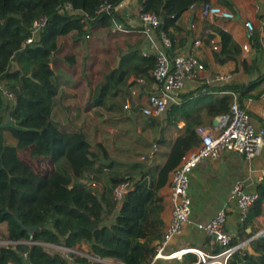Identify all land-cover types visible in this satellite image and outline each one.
Wrapping results in <instances>:
<instances>
[{"label":"trees","instance_id":"1","mask_svg":"<svg viewBox=\"0 0 264 264\" xmlns=\"http://www.w3.org/2000/svg\"><path fill=\"white\" fill-rule=\"evenodd\" d=\"M101 1L104 0H0V223L6 221L9 238L23 252V258L21 252L12 257L18 264H87L85 256L67 258L44 246L49 243L73 248L83 242L89 244V254L99 258L110 257L123 264H150L156 253L155 242L161 240L164 227L165 207L159 191L183 155L200 143L194 122L198 112L203 109L211 116L224 115L230 108L231 95L216 97L215 87L202 85L196 94L192 92L191 98L169 106L164 118L149 116L146 123L157 120L173 124L185 119L156 175L143 163L123 167L110 159L100 142L92 144L82 130H65L56 125L51 120V111L59 91L53 76L60 38L69 33L79 38L88 27L106 29L109 17L95 14ZM137 2L144 11L162 13V22L155 32L169 36L168 51L173 55L175 46L183 41V38L174 41L171 34L177 29V19L191 6L201 7L205 1ZM67 3L71 4L70 8L66 7ZM40 15L47 17L45 26L32 43L22 46L33 20ZM218 33L219 61L238 55L239 46L231 35L221 29ZM250 38L256 51H260L258 31L254 30ZM66 58L70 63L74 60L71 56ZM154 64L155 57L142 56L138 48L122 55L120 67L106 75L93 104H102L107 91L112 97L127 87L130 75L156 83L152 75ZM3 88H8L15 99L9 98ZM225 88L241 90L236 85ZM7 133L14 143L7 141ZM125 179L135 180L134 189L116 202L112 189ZM256 192L257 199L240 226V236L247 239L256 233L252 227L255 223H264V176ZM113 214V220L108 222L107 216ZM22 226L39 228L29 234ZM247 227H251L250 232L246 231ZM232 243H237L236 235ZM227 264H264V235L248 240Z\"/></svg>","mask_w":264,"mask_h":264},{"label":"crops","instance_id":"2","mask_svg":"<svg viewBox=\"0 0 264 264\" xmlns=\"http://www.w3.org/2000/svg\"><path fill=\"white\" fill-rule=\"evenodd\" d=\"M204 1L216 2L218 0ZM219 1L223 3L224 7L233 11L235 17L233 19H201L198 15L200 6L198 8L196 6L190 7L177 19V29L171 31L174 41L178 42L181 38H183L181 45H176L173 49V55L176 53L192 52L204 62L207 76L214 78L217 74H229L231 77L228 81L223 83L214 81L211 84H205L194 80L187 81L184 90L180 94V103L191 98L192 92L196 94L195 91H197L202 85H207L211 88L215 87L213 93L216 97L226 94L225 90L229 89L225 88V86L236 85L241 88L240 91L236 92L241 106L245 107L249 111L255 127L264 129V101H261L259 98L264 87V0ZM246 19H249L253 22L255 26L254 30L258 31L259 33L260 43L262 46L260 51H256L252 45L250 34L247 32L244 26ZM205 28H209L211 30L210 36L204 39L203 45L195 47L193 45V40L196 37L202 36V31ZM218 29L230 34L240 49V53L238 55L224 62L219 61V56L217 54L218 50L220 49L221 40ZM115 35H136L137 37L141 38L139 45L133 44L130 48L127 47L125 50H123L122 54L120 55L121 61L122 55H128L137 48L142 50L146 47L144 38L139 33ZM98 38L105 40V37L103 36ZM212 42H215L217 46L216 49L212 48ZM59 43L61 44V39ZM115 44L116 43H113V45ZM244 45L248 46L247 50L243 48ZM61 47L62 46H60V48ZM67 56L73 57L74 62L78 60L77 55H66V57ZM118 57L119 56H116L117 63L115 67L118 65ZM68 69L71 70V66H68ZM130 77L133 78V82H136V86H131L132 79H130ZM130 77L127 80L128 86H124L123 89L119 90L122 96L126 97L125 109H127V113L119 116L116 111H119L120 106H117V109L115 107L113 109L115 110L116 114L114 119H117L118 124H115L112 128H109L103 123L104 118L107 116L103 115L104 118H102L97 112H100V107H104L107 112H112L113 110H110L104 102L102 104H93V99L90 100L89 104H83V96H81L79 89L81 88L82 84L81 82L77 83V75H71L67 77L66 74V77L61 78L60 81L55 80L53 76V80L59 88L56 97L59 95V92L62 91L64 93V98H62L61 103H58L55 97L54 105L51 111V120L56 125L63 127L65 122L63 119H59V117H62V112L68 113L71 111L73 116H79L80 121L83 120L82 117L85 115V113L88 114L90 111H92V113H96L95 117L93 116L94 120L87 122L90 124L89 127L97 130V140L95 143L100 142L106 148L110 157L112 155L110 154L109 149L104 145L105 142L101 141V134H107L106 130L115 133L118 132L116 133V138H118L120 135L119 130L123 128V125L134 129L135 132L130 133L133 137H129V143L130 145L137 142L143 144L142 147L146 148L147 152L145 155L140 156V160L153 158L151 163L143 164L150 168L153 175H156L159 167L164 164L174 139L178 134H180L181 129L184 127L185 119L181 118V120H178L173 124L167 123L166 121H158V123L157 120L153 123L148 120L146 123L145 120L149 116H145L141 113V107L146 103L148 96L157 90V83H147L143 78H136L133 75H130ZM132 112H134V114L130 115ZM166 113L167 111L165 110L161 114V117L164 118ZM75 116L73 117V120ZM217 116L218 115L211 116L201 109L198 112L197 117L195 116L196 119L194 122L197 123L195 125L196 129L198 127H203L205 129L215 128L218 122L216 125H214L213 121ZM74 122L76 121L74 120ZM87 122L84 123L87 124ZM77 124L80 123L77 122ZM76 127L78 126L76 125ZM81 130L84 132L83 129ZM119 142L121 143V141ZM147 144L151 145L146 147ZM155 146L157 147V150L152 156H149V152ZM193 148L194 147L189 149L187 152L191 151ZM131 152L132 150L130 149H119L118 153L116 152L117 157L114 160L121 163L124 167V165L128 163L126 160L129 159ZM142 156H144V158H141ZM263 171L264 145L260 154L252 159L250 163L246 162L243 156L235 151H225L221 153V155L215 160H205L199 163V165L193 169L190 175L189 195L191 197L192 209L190 221L185 226L182 234L172 238L167 243L164 252L169 253L171 251L187 247H199L204 250H211L213 248L211 245V240L206 235L205 231L198 227V224H205L216 211L222 208L225 209L226 213V229L231 233L232 237L236 235L237 243L245 242L244 244L246 245L248 242L247 238H245L244 235L240 236L241 224L238 222L237 204L236 201L231 198V191L235 182L237 180H242L244 181V187L247 192H255L257 184L262 180L261 178ZM171 173L172 171L168 176L167 182L160 188L159 191L160 195L162 196V203L165 207L162 213V219L164 221L163 232L171 216V202L169 198ZM113 218L114 214L108 215L107 221L110 222L113 220ZM2 223H6V221L1 222L0 224ZM252 227L254 230H257L259 224L255 223ZM246 231L250 232L251 227H247ZM160 241L155 242L156 247ZM27 242L29 243V241ZM58 246L64 249V246ZM69 249L73 251L71 254L72 256L79 254L81 256L87 257L86 255H90L88 252L89 244L86 242L77 244L73 248ZM71 255H69V257L67 256V258H71ZM193 258L196 259V256L193 253L183 256L182 259H155L153 257L150 264H191L192 261L190 259ZM101 259L102 262L108 264H123L120 261L110 257H104Z\"/></svg>","mask_w":264,"mask_h":264},{"label":"built area","instance_id":"3","mask_svg":"<svg viewBox=\"0 0 264 264\" xmlns=\"http://www.w3.org/2000/svg\"><path fill=\"white\" fill-rule=\"evenodd\" d=\"M67 8L71 7L67 3ZM193 7V6H191ZM96 15H107L110 24L106 28L108 34H131L139 33L144 38L146 47L141 50L142 56L153 55L155 64L152 75L157 83V90L151 93L146 103L141 107V113L145 116H160L169 106L179 104L180 94L184 90L187 81L194 80L205 84H211L214 81L221 83L230 79L229 74H217L215 77L206 75L205 64L192 52L169 53L171 40L164 32L156 34L155 28L162 22V13L144 11L137 0H118L115 3L107 0L101 1L96 9ZM201 19L212 20L214 18L233 19L235 14L230 9L224 7L221 1H205L198 11ZM47 22L46 15H40L34 19L30 34L22 43V46L32 43L36 34L45 26ZM244 26L251 34L255 26L253 22L246 19ZM211 30L205 28L202 36L193 40L195 47L204 44V39L210 36ZM87 37L89 35L87 34ZM212 48L216 49L215 42H212ZM244 49H248L244 45ZM5 94L14 100L13 93L8 88H3ZM232 96L228 113L221 115V118L213 129L198 127L197 133L200 136V143L191 151L185 153L178 165L172 170L170 180V202L171 216L162 235V239L156 247L154 258H178L186 253H193L196 259L191 264H227L229 258L245 242L232 243V235L226 229L225 209L216 211L205 224H198L211 240L213 248L204 250L199 247L181 248L169 253H165L167 243L174 237L182 234L185 226L190 221L191 197L189 195L190 175L199 163L205 160H215L225 151H235L241 154L248 163L258 156L264 145V129L256 128L253 124L249 111L241 106L236 92L225 90ZM260 100L264 101V91L260 94ZM157 147L149 152L152 156ZM141 158H144L142 156ZM264 171L262 173V178ZM261 178V179H262ZM95 184L92 183V186ZM135 186V180H121L112 189V197L119 202L125 194L132 191ZM231 198L236 201L238 211V222L242 224L250 213V209L257 199V192H247L244 187V181L237 180L231 191ZM260 226V225H259ZM247 240L257 235L263 234L264 229H259ZM29 243H34L29 241ZM63 254L66 257L73 251L63 247ZM23 256L26 258L27 253ZM87 264H95L102 259L93 255H86ZM5 264H18L9 260Z\"/></svg>","mask_w":264,"mask_h":264},{"label":"rangeland","instance_id":"4","mask_svg":"<svg viewBox=\"0 0 264 264\" xmlns=\"http://www.w3.org/2000/svg\"><path fill=\"white\" fill-rule=\"evenodd\" d=\"M87 34L89 35V37H87ZM101 36L105 37V40H101L98 38ZM60 39V46L62 47L59 49L54 60V79L60 81L61 78L66 77V74L67 77L71 75H77V83L81 82L82 84L81 88L79 89L81 92V96H83V104L85 105L89 104L91 99L94 100L95 94L102 90V82L105 80L106 75L111 70H117L120 67V55L122 54L123 50H125V48L127 47L130 48L133 44L139 45V43L141 42V38L137 37L136 35H107V29L93 27H88L86 33L79 38L74 37L73 33H69L65 36H62ZM113 43L116 44L113 45ZM66 55H77L78 60L70 63L67 60ZM116 56H119L117 67H115L117 63ZM68 66H71V70L68 69ZM130 79H132L131 86H136V82H133V78L130 77ZM108 94L109 93L107 91V98L104 100L105 105H107L110 110H113L115 107L117 109V106H120L121 109L119 108V111L121 112L116 111L119 116L127 113V109H125L126 97L122 96L120 91H118L117 94L112 97ZM62 98H64V93L60 91L59 95L56 97L58 103L62 102ZM99 111L100 112L97 113L101 115L102 118H104L103 115L107 116L103 120V123L106 127L112 128L115 124H118L117 119H114L116 116L115 110H113L112 112H107L104 107H100ZM133 114L134 112H132L130 115ZM95 115L96 113H92V111H90L88 114L85 113V115H83L82 117L84 121L81 120L83 122L79 120L78 115H74V120L76 121L74 122V116L72 115V112L69 111L68 113L62 112V117H59V119L64 120L65 125L62 128H64L65 130L83 129L87 139L92 144H94L97 140V130L89 127L90 124H88L87 121L94 120L93 116L95 117ZM77 122H79L80 124H77ZM84 122H87V124ZM76 125L78 127H76ZM59 127L61 126L59 125ZM119 131L120 135L118 136V138H116V133L118 132L115 133L108 130H106L107 134H101L100 136L101 141L105 142L104 145L109 149L110 154L112 155L110 157L111 160H114L117 157L116 152L118 153L119 149H130L132 150V152L129 155V159L126 160L128 161V163L125 164V166H129L130 164L135 162H141L145 164L152 162L153 158L140 160V156L145 155L147 152V149L142 147V143L137 142L130 145L129 137H133L130 133L135 132L134 129L123 125V128ZM7 141L10 143H14V140L8 135V133ZM119 141H121V143ZM149 145L151 144H147L146 147H149ZM94 184V186L97 185L96 183ZM101 189L102 186H99L98 190ZM259 225L261 226L257 227L256 233L259 232V229H264V223H260ZM15 245L16 243L9 238L7 223L0 224V264H5L7 261L12 260V257L18 255L17 253L20 252L21 254L19 255L21 256V258H23V252L19 251L17 247H15ZM44 246L50 252L64 251V249H62V247L58 245L44 243ZM6 254L10 255V257H8ZM70 257L72 258L74 256L71 255Z\"/></svg>","mask_w":264,"mask_h":264},{"label":"water","instance_id":"5","mask_svg":"<svg viewBox=\"0 0 264 264\" xmlns=\"http://www.w3.org/2000/svg\"><path fill=\"white\" fill-rule=\"evenodd\" d=\"M118 60H119V57H118ZM220 118H221V115H218L217 117H215L213 124L216 125V123L219 122ZM18 224H21V223L18 221ZM38 228H39L38 226H33V227L22 226V229L26 230L29 234H32L34 231L38 230Z\"/></svg>","mask_w":264,"mask_h":264}]
</instances>
